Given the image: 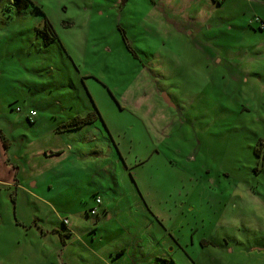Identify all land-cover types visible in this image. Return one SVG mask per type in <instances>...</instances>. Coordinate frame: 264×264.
Instances as JSON below:
<instances>
[{"label": "rangeland", "instance_id": "obj_1", "mask_svg": "<svg viewBox=\"0 0 264 264\" xmlns=\"http://www.w3.org/2000/svg\"><path fill=\"white\" fill-rule=\"evenodd\" d=\"M122 1L0 0V264H264V0Z\"/></svg>", "mask_w": 264, "mask_h": 264}, {"label": "crops", "instance_id": "obj_2", "mask_svg": "<svg viewBox=\"0 0 264 264\" xmlns=\"http://www.w3.org/2000/svg\"><path fill=\"white\" fill-rule=\"evenodd\" d=\"M226 1V0H225ZM224 1V2H225ZM213 2V1H212ZM224 2H222L223 4H224ZM214 3V2H213ZM214 5V4H213ZM216 5V4H215ZM163 8V7H162ZM162 8H161V10H162ZM163 12H164V9H163ZM168 95V94H167ZM164 97V96H163ZM169 97V96H168ZM170 99V98H169ZM171 101V100H170ZM167 102V101H166ZM172 102V101H171ZM168 103V102H167ZM169 104V103H168ZM171 105V104H170ZM172 106V105H171ZM30 116H31V114H30ZM80 116H83V115H81L80 114ZM33 117V116H32ZM35 117V116H34ZM96 120L97 119H95V121H93V122H90V123H86V124H83V125H81V126H79V127H76V128H72V129H66L65 128V126L64 127H62V128H58L57 129V132H61V133H65V132H67V131H70V130H76V129H80V130H84V126L85 125H89V126H92V125H96ZM105 126H106V123H105ZM86 127V126H85ZM99 129V128H98ZM93 131H88V134H91ZM93 133H95V132H93ZM92 133V138H90V139H87V141H93V140H96L95 138H96V136H97V134H93ZM5 134V133H4ZM6 135V134H5ZM5 135H0V140L3 142V146H4V150L7 152V154H9V149H10V145H11V143L9 142L10 140H8V142H7V140H6V138L4 137ZM83 140H84V137H83ZM80 146L78 145L77 146V149H76V152L74 153L75 154V156L76 157H78V158H81V159H84V149L83 148H79ZM114 147H115V145H114ZM73 150H74V147H73V149H72V152H73ZM44 153H45V155H47V156H57V157H62V155L65 153V151L64 150H62V149H46L45 151H44ZM74 154H72V155H74ZM10 158V157H9ZM8 158V162L10 163V164H12V166H13V168H14V176H13V179L12 180H9V181H7V185H10V184H13V185H15V187H16V194H14V195H10V197L14 200V202L15 203H17L18 202V197H19V188H25V186L22 184V179H21V177H20V169H21V167H20V165L18 164V163H14L13 161H11L10 159ZM121 158V157H120ZM0 182H3L1 179H0ZM6 183V182H5ZM31 183H32V187H33V189L32 190H30L31 192L30 193H34V190H36V188L38 187V183H37V181L36 180H32L31 181ZM99 197V196H98ZM97 200V199H96ZM102 202V201H101ZM99 213V212H98ZM95 221V220H94ZM123 252V250L120 252V253H122Z\"/></svg>", "mask_w": 264, "mask_h": 264}, {"label": "trees", "instance_id": "obj_3", "mask_svg": "<svg viewBox=\"0 0 264 264\" xmlns=\"http://www.w3.org/2000/svg\"><path fill=\"white\" fill-rule=\"evenodd\" d=\"M14 1L17 5L18 9H22V8H24V6H26V5L28 6L30 3H33L32 0H14ZM38 9L43 14L44 19H45L44 27L40 28L39 30L42 31V33L49 39V41L47 43H51L54 40L60 41L59 35H58L57 31L55 30L51 21L48 19V17L46 16V14L44 13V11L41 8L38 7ZM261 20L263 21V19H261ZM260 27H262V26H260ZM95 108H96V111H90L85 116H80V115L76 116L74 119L71 120V122L66 124L65 128L68 130V129L76 128V127H79L83 124L95 121V119H97L98 116L101 115L98 108L96 106H95ZM97 214H98V210H97ZM88 215L93 216L90 212H88ZM67 221L68 220L65 219V223Z\"/></svg>", "mask_w": 264, "mask_h": 264}, {"label": "built area", "instance_id": "obj_4", "mask_svg": "<svg viewBox=\"0 0 264 264\" xmlns=\"http://www.w3.org/2000/svg\"><path fill=\"white\" fill-rule=\"evenodd\" d=\"M260 21H261V20H260ZM262 25H264L263 21H262ZM18 110H21V108H18ZM30 114H31V116L34 117V116L37 115V112H36V110H32V111L30 112ZM96 199H97V202H98V203H101V201H102L101 197H97ZM90 213H91L92 215L97 214V208H96V207L92 208L91 211H90Z\"/></svg>", "mask_w": 264, "mask_h": 264}, {"label": "water", "instance_id": "obj_5", "mask_svg": "<svg viewBox=\"0 0 264 264\" xmlns=\"http://www.w3.org/2000/svg\"><path fill=\"white\" fill-rule=\"evenodd\" d=\"M122 2L125 3L126 0H123ZM163 96H164V99H165L169 104L174 105V103L170 101L169 97H168L166 94H163Z\"/></svg>", "mask_w": 264, "mask_h": 264}]
</instances>
